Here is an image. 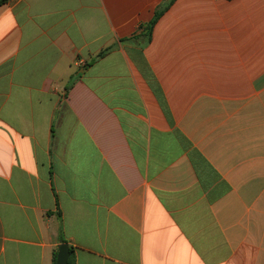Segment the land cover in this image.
<instances>
[{
    "label": "crops",
    "instance_id": "0c3cea01",
    "mask_svg": "<svg viewBox=\"0 0 264 264\" xmlns=\"http://www.w3.org/2000/svg\"><path fill=\"white\" fill-rule=\"evenodd\" d=\"M61 244L264 264V0L0 5V264Z\"/></svg>",
    "mask_w": 264,
    "mask_h": 264
},
{
    "label": "trees",
    "instance_id": "16d2710c",
    "mask_svg": "<svg viewBox=\"0 0 264 264\" xmlns=\"http://www.w3.org/2000/svg\"><path fill=\"white\" fill-rule=\"evenodd\" d=\"M9 1L10 0H1L0 1V5L5 4V3L9 2ZM168 6H169L168 2H165L164 4H162L161 6H159L157 8V11H156V14H155L154 19L147 25V31H148V33H151L154 25L156 24V22L158 21V19L162 16V14L166 11V9L168 8ZM105 54H106L105 52H101L97 56V58H101ZM62 242L65 243L64 240H62ZM70 253H71V255H70V258H69L67 264H76L75 257H74V250L71 249V247H70ZM56 259H57V254H55L54 264H57V260Z\"/></svg>",
    "mask_w": 264,
    "mask_h": 264
},
{
    "label": "water",
    "instance_id": "95a60500",
    "mask_svg": "<svg viewBox=\"0 0 264 264\" xmlns=\"http://www.w3.org/2000/svg\"><path fill=\"white\" fill-rule=\"evenodd\" d=\"M70 246L68 244H61L58 247L57 264H67L70 258Z\"/></svg>",
    "mask_w": 264,
    "mask_h": 264
}]
</instances>
